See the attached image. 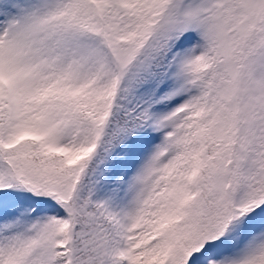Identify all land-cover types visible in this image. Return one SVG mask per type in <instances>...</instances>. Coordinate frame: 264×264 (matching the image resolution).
<instances>
[{"label":"snow or ice","instance_id":"6c2138e0","mask_svg":"<svg viewBox=\"0 0 264 264\" xmlns=\"http://www.w3.org/2000/svg\"><path fill=\"white\" fill-rule=\"evenodd\" d=\"M0 264H264V0H0Z\"/></svg>","mask_w":264,"mask_h":264}]
</instances>
